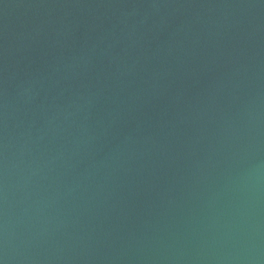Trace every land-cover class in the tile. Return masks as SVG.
Returning a JSON list of instances; mask_svg holds the SVG:
<instances>
[{"label":"water","instance_id":"1","mask_svg":"<svg viewBox=\"0 0 264 264\" xmlns=\"http://www.w3.org/2000/svg\"><path fill=\"white\" fill-rule=\"evenodd\" d=\"M0 264H264V0H0Z\"/></svg>","mask_w":264,"mask_h":264}]
</instances>
